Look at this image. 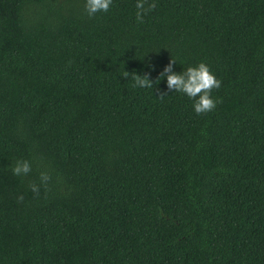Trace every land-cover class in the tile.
I'll use <instances>...</instances> for the list:
<instances>
[{"label": "trees", "instance_id": "16d2710c", "mask_svg": "<svg viewBox=\"0 0 264 264\" xmlns=\"http://www.w3.org/2000/svg\"><path fill=\"white\" fill-rule=\"evenodd\" d=\"M85 3L0 0V264H264V0ZM172 59L221 81L213 111Z\"/></svg>", "mask_w": 264, "mask_h": 264}, {"label": "clouds", "instance_id": "9594fccd", "mask_svg": "<svg viewBox=\"0 0 264 264\" xmlns=\"http://www.w3.org/2000/svg\"><path fill=\"white\" fill-rule=\"evenodd\" d=\"M113 0H86L85 11L89 18L94 17L98 12L107 13L110 10ZM136 21L137 23H143V17L148 13L154 11L157 7L155 0H137L135 5ZM176 64L175 60L171 62L163 69L160 74V79L166 77L167 89L169 92H178L185 94L188 98L194 101L193 109L197 115H203L213 111L218 100H214L211 96L213 89H219L221 81H219L215 75L211 72L210 68L203 62L194 67H188L181 74H176L173 71V65ZM133 81V87L139 88H153L149 75L143 76L132 73L131 75L124 71L123 78ZM158 81V80H157ZM167 96L166 93H161L159 98ZM31 164L27 160H17L13 166H11L12 174L15 176H27L31 172ZM40 184L35 182L29 183V190L35 195H39L40 187L43 186L45 190H48V184L51 180V176L47 172H41L39 176ZM23 202V196L17 197V203Z\"/></svg>", "mask_w": 264, "mask_h": 264}]
</instances>
